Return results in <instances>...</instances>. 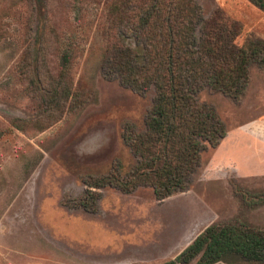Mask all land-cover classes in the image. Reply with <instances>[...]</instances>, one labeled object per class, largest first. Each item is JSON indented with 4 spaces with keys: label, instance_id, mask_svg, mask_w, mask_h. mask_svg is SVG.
Masks as SVG:
<instances>
[{
    "label": "rangeland",
    "instance_id": "rangeland-1",
    "mask_svg": "<svg viewBox=\"0 0 264 264\" xmlns=\"http://www.w3.org/2000/svg\"><path fill=\"white\" fill-rule=\"evenodd\" d=\"M196 1L204 19L218 9L240 24L237 45L249 35L264 41V9L249 0ZM14 2L0 4V264H161L210 225L264 232V174H258L264 168L246 172L264 165V146L254 147L235 130L264 120L262 69L249 68L248 84L236 100L208 90L197 95L216 111L227 134L203 155L186 189L162 201L143 186L89 190L114 167L125 171L133 164L122 127L143 131L154 98L150 85H126L129 74L119 72L118 55L112 64L105 45L114 37V51L120 42L136 50L142 41L109 26L111 0L79 6L73 0H32L30 44L35 46L45 18L75 44L70 74L78 103L53 112L26 94L20 68L29 26L20 9L7 13ZM48 54L54 72L53 43ZM13 119L22 129L12 127ZM217 264L264 263L227 258Z\"/></svg>",
    "mask_w": 264,
    "mask_h": 264
},
{
    "label": "trees",
    "instance_id": "trees-1",
    "mask_svg": "<svg viewBox=\"0 0 264 264\" xmlns=\"http://www.w3.org/2000/svg\"><path fill=\"white\" fill-rule=\"evenodd\" d=\"M8 1L0 0V4ZM84 1L73 0L72 5ZM249 1L264 9V0ZM106 8L109 26L116 24L142 43L133 50L119 41L114 51L113 37L105 45V54L113 65L118 55L119 72L129 74L124 78L126 85H150L154 98L143 131L128 124L122 127L121 138L133 164L125 171L120 165L114 167L116 171L94 180L89 190L112 186L129 192L143 186L162 201L186 189L203 155L227 134L216 111L197 95L208 90L236 100L248 84L249 68L264 71V41L249 35L237 45L240 24L218 9L204 19L196 0H111ZM16 9L23 12L29 26L32 0H15L7 13L13 15ZM44 21L41 26L38 23L35 46L28 37L30 26L25 31L20 74L28 81V97L38 96L40 103L61 113L78 103L70 74L75 44ZM50 43L58 52L54 72L48 63ZM18 122L13 119L10 124L22 129ZM227 258L264 263V232L231 224L210 225L177 256L161 264H189L196 259L195 264H217Z\"/></svg>",
    "mask_w": 264,
    "mask_h": 264
},
{
    "label": "crops",
    "instance_id": "crops-1",
    "mask_svg": "<svg viewBox=\"0 0 264 264\" xmlns=\"http://www.w3.org/2000/svg\"><path fill=\"white\" fill-rule=\"evenodd\" d=\"M235 130H237V132L240 131V133L236 134L237 137H239V138H244V137L248 138V140H250L249 143H253L254 142V144H252L254 147L257 148L258 144L260 146H264V120H257L256 119L254 121L247 122V123L237 127ZM233 133H235V131ZM230 135H231V133L229 132V134L227 135L226 138H228ZM252 168H255V169L250 170V171H246V172H252V173H249V175L250 174L254 175V172L256 170H258V168L259 169L264 168V165H262L260 163H257L255 165H253ZM255 174H257V173H255ZM258 174L259 175L260 174H264V170H262Z\"/></svg>",
    "mask_w": 264,
    "mask_h": 264
}]
</instances>
